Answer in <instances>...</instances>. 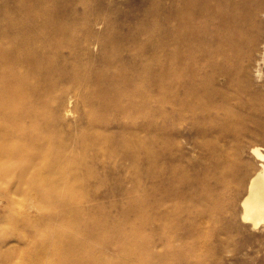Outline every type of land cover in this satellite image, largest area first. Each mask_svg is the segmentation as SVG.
I'll list each match as a JSON object with an SVG mask.
<instances>
[{
	"label": "bare ground",
	"instance_id": "1",
	"mask_svg": "<svg viewBox=\"0 0 264 264\" xmlns=\"http://www.w3.org/2000/svg\"><path fill=\"white\" fill-rule=\"evenodd\" d=\"M17 1L16 15L0 23V172L60 193L87 187L99 176L94 166L108 171L120 157L115 167L140 182L141 201L136 196L121 216L97 215L99 206L72 205L59 194L53 199L61 204L56 220L66 228L49 230L38 253L14 260L6 249L1 258L11 264L25 258L29 264H207V224L218 223L217 234L233 226L221 214L241 203L243 220L264 224V147H248L245 138L253 132L245 135L244 129L264 104L260 93L249 97L254 78L262 75L260 63H252L255 53L264 61V41L257 36L258 43L243 50L239 34L260 26L264 0H151L147 15L143 11L147 18L135 26L143 31L125 36L117 25H105L101 12L86 9L75 18L79 23H68L88 0H63L58 8L57 0ZM78 26L84 33H76ZM200 32L203 37L194 36ZM197 39L207 42L206 83L180 77L193 66L181 52L193 59ZM148 45L152 53L145 51ZM96 47L110 48L105 60L124 66L118 77H58L65 72L44 62L53 53L67 50L72 58ZM156 58L164 63L154 72ZM80 102L88 120L68 141L62 129L72 127L68 116L78 113ZM113 110L124 116L109 117ZM33 217L29 213L28 220ZM39 229L20 228L30 236ZM28 244L15 247L25 253Z\"/></svg>",
	"mask_w": 264,
	"mask_h": 264
},
{
	"label": "rangeland",
	"instance_id": "2",
	"mask_svg": "<svg viewBox=\"0 0 264 264\" xmlns=\"http://www.w3.org/2000/svg\"><path fill=\"white\" fill-rule=\"evenodd\" d=\"M61 1L63 0H57L54 6L58 8L59 4H63ZM149 2H151V0H88V3L85 5H77L78 8H74V11L72 8H70V10L77 13V15L68 16L67 22L71 25L74 23H79L78 19L77 22H75V18L82 17L84 14L83 11L87 9L89 13L96 14L101 12L100 14L105 19V25L108 24L112 27V24L117 25L116 30H118L120 36H125L126 34L130 35L132 32L143 31L141 29H136V25L141 23V21H145L147 18V10L150 8L149 5L151 4ZM161 2L162 4L165 2L167 4L169 1L162 0ZM17 5V0H0V23L7 22L10 18L16 15ZM55 7L52 9V6H50L48 9L52 12H56ZM143 11L146 15H144ZM109 18H111V20ZM258 25L260 26L257 28L246 27L244 30L239 31L241 36H245L243 50H245L244 46H247L249 43L253 42V40H255V42L258 40L260 42L264 41V20L262 22L259 21ZM101 27L103 32H107L109 34H113L114 32L106 31L103 26ZM78 28L75 29L77 34L84 33L81 27L79 29ZM248 28L252 29L253 32ZM260 28L261 30H259ZM254 30L256 31L255 33ZM262 30V33H257V31L259 32ZM147 32L148 34L152 33V31ZM194 36L203 37L204 32H200L199 35L194 33ZM257 36L261 37L257 40ZM152 47V45H148L145 51L152 53ZM182 47H184L183 43L179 42L178 48L180 50L184 49ZM109 49L110 48H103L102 50L104 51H101V48L99 49L96 47L93 48L90 53L85 54L78 50L75 51V54L72 58L69 57V52L65 50L61 52L63 54L60 55L53 53L50 59H47L44 62H51V67L53 69L65 72L63 76L56 75L58 77L78 76L114 78L118 77L116 73L122 72L119 70H122L124 66H121L119 62L113 63L110 58L109 61L105 60L106 56H109L107 51ZM241 51L242 48L240 50V56H242ZM192 54L193 56L195 55L193 59L192 57L189 58V51L186 53L185 51L181 52L182 57H187V60H189L186 63L191 61L193 66L191 65V68H189V70L187 69L186 73L180 77H202V83H206L207 60L204 58L207 54V42L204 41V39H197ZM148 55L149 54H147V56ZM260 58L261 56L256 53L253 56L254 61L252 64L254 66L258 62L260 63V66L262 67H260L262 70V75L259 80L254 78V90H252V93L249 97H256V93H260V95L264 98V61ZM162 60L163 59L161 58H156L154 60L152 59L154 65L152 63L151 64L153 65L154 72L160 70L161 65L164 63ZM181 61L184 60H180V64ZM201 66L203 69H200ZM53 69L51 70L54 71ZM127 70L130 73H135L134 68L127 67ZM253 70H255V68H253ZM24 71L25 73H28V77H32V73L28 71V67H25ZM57 74L60 73L58 72ZM90 87L92 90H97L95 89V83H92ZM153 88L155 90V87ZM149 90L151 92L150 88ZM96 93L98 94V90ZM107 94L114 96L115 93L107 92ZM153 104L154 103H150L151 106ZM150 108L151 107H149V109ZM257 108L259 109L258 116H253L244 124V129H246L245 135L246 133L248 134L249 132H253V135H249L247 138H245V144L248 147H252L254 145H260L261 147H264V104H258ZM83 109L84 105L82 102H80L78 113L76 112L68 116L69 121H71L72 124L74 123L72 127L67 126L62 129L63 132L67 134L68 141H72L74 140V137H78L80 135V133L77 131L78 127L85 125L86 121L88 120L87 117L85 118L82 115ZM107 115L112 118H121L124 116V113L113 110L109 111ZM114 125H116V122ZM121 160L122 159H120V157H115V159L110 161L108 164L110 165V170L108 171L103 170L100 168V166H94V168L96 167V173L99 174V176L95 178L96 180L91 179L88 181V186L83 189H77L74 191H69L67 189L61 191L60 193L59 191L55 190L39 191V189L29 187L30 181L24 177L0 172V252L7 249V252L14 260H18L20 257L27 258V252L32 254L40 252V249L37 245L42 243L49 230L65 229L66 226L56 220V215H58L61 211V204L57 202L54 203L53 199L59 194H63L68 199H70V203L72 205L73 203H76L80 207L99 206L102 209L97 212V215L103 213H112L113 215L121 216L123 215V211H126V209L132 205L133 200L136 199V196L138 197L139 204L141 201L140 182L132 180L131 177L124 175L125 172L115 167V164L120 163ZM16 163L20 164V161H16ZM260 163L261 162L257 163V167H259ZM153 176H156V173ZM125 188L134 190V192L122 195L121 193L123 190H125ZM41 197H47L49 199L44 198V200H42ZM29 213L34 214L35 218L33 217L31 220H28ZM152 216H155V214H152ZM228 216L231 217L233 226L230 229H227L226 232L222 231L221 233L217 234V230L220 228V225H218V223L207 224V264H264V224L255 227L250 221L243 220L241 203L238 204L237 211L232 210L225 215H220V217L227 218ZM130 217L131 219L137 218L135 215H131ZM140 221L141 217L139 213L138 222ZM25 223L30 224L31 227L40 224L41 229H39V233L30 236V234L22 232L20 228L25 225ZM235 223L236 225H234ZM17 242H21L25 245L29 242L27 246L23 247L25 253H22V251L15 247ZM26 258L23 259L22 262L20 260V264H29L31 262ZM143 259L145 262H147L144 257ZM0 264L11 263L5 261V259L1 258L0 256Z\"/></svg>",
	"mask_w": 264,
	"mask_h": 264
}]
</instances>
